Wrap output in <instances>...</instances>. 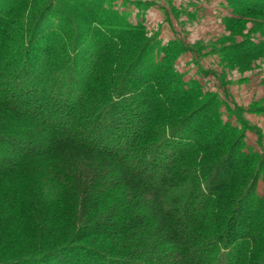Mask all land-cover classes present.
<instances>
[{
  "label": "trees",
  "instance_id": "16d2710c",
  "mask_svg": "<svg viewBox=\"0 0 264 264\" xmlns=\"http://www.w3.org/2000/svg\"><path fill=\"white\" fill-rule=\"evenodd\" d=\"M98 1L0 0V264H264L262 133ZM226 1L264 38V0Z\"/></svg>",
  "mask_w": 264,
  "mask_h": 264
},
{
  "label": "rangeland",
  "instance_id": "374dc122",
  "mask_svg": "<svg viewBox=\"0 0 264 264\" xmlns=\"http://www.w3.org/2000/svg\"><path fill=\"white\" fill-rule=\"evenodd\" d=\"M100 3L124 12L131 22H144L147 35H154L161 44L174 40L184 47L191 46L177 55L175 68L184 79L195 77L209 90L218 92V97L231 107L239 105L250 126L245 131L246 143L258 148L256 127L262 133L264 151V116L249 112L251 107L264 104V53L231 63L218 50L247 38L264 39L254 32L250 21L242 31L233 25L228 29L225 18L231 15V8L226 0H99ZM231 120L235 122V118Z\"/></svg>",
  "mask_w": 264,
  "mask_h": 264
}]
</instances>
